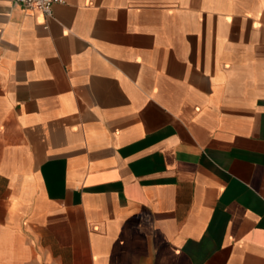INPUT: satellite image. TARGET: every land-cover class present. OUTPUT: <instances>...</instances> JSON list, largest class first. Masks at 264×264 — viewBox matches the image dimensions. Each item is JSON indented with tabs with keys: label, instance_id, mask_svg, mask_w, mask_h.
Returning a JSON list of instances; mask_svg holds the SVG:
<instances>
[{
	"label": "crops",
	"instance_id": "crops-1",
	"mask_svg": "<svg viewBox=\"0 0 264 264\" xmlns=\"http://www.w3.org/2000/svg\"><path fill=\"white\" fill-rule=\"evenodd\" d=\"M0 264H264V0H0Z\"/></svg>",
	"mask_w": 264,
	"mask_h": 264
},
{
	"label": "built area",
	"instance_id": "built-area-1",
	"mask_svg": "<svg viewBox=\"0 0 264 264\" xmlns=\"http://www.w3.org/2000/svg\"><path fill=\"white\" fill-rule=\"evenodd\" d=\"M14 4L26 10H37L45 16H50L52 8L56 4L62 3V0H10Z\"/></svg>",
	"mask_w": 264,
	"mask_h": 264
}]
</instances>
